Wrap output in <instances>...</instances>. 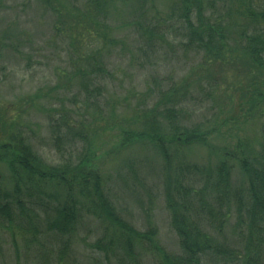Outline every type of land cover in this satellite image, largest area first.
I'll list each match as a JSON object with an SVG mask.
<instances>
[{"label": "rangeland", "instance_id": "obj_1", "mask_svg": "<svg viewBox=\"0 0 264 264\" xmlns=\"http://www.w3.org/2000/svg\"><path fill=\"white\" fill-rule=\"evenodd\" d=\"M203 1L206 15L227 17L233 32L242 23V0ZM252 1L257 7L263 3ZM93 2L0 0V145L23 138L50 167L67 164L74 169L92 156L118 215L139 231L154 225L158 244L169 254L179 255V241L166 205L170 183L165 165L144 145H123L124 132L142 130L140 114L158 106L163 94L175 84L181 90L189 88L193 95L187 99V116L183 115L187 125H197L211 134L207 145L186 153V159L204 175L218 154L233 150L240 140L249 141L259 153L264 118L260 109L252 110L251 96L255 88L264 90V71L261 74L244 67L235 58L238 53L225 65L216 66L206 65V55L194 48L184 51L169 42L159 43L157 51H143L137 29L130 24L138 12L137 3L111 0L100 10ZM171 4L172 0H150L145 5L154 16L167 14ZM161 30V35L165 34ZM96 50L101 52L106 70L102 76L94 71V59H85ZM97 75L98 81L93 79ZM210 78L218 88L208 100L202 92H212L213 83L207 81ZM92 88L100 93L93 90L88 96ZM170 104L163 101L164 108ZM161 123L166 126L164 120ZM205 178L198 175V180ZM242 181L236 169L232 178L235 191ZM12 189L11 174L0 162V190L6 193ZM42 197L44 201L39 202L48 201ZM210 204L217 209L216 202L210 200ZM33 208L37 217L31 214L32 225L27 220L8 229V224L0 221V264H107L103 253L91 247L104 238L101 223L81 216L70 251L62 258L59 238L47 232L51 212ZM204 211L208 222L205 231L212 234L217 245L236 253L229 258L212 254L203 258V264H242L238 253L245 252L249 240L242 208L231 206L229 223L222 229L217 211L215 216ZM252 239L254 246L261 243L259 240L264 243V233L254 234ZM41 251L46 252V259ZM142 264L155 261L146 255Z\"/></svg>", "mask_w": 264, "mask_h": 264}, {"label": "trees", "instance_id": "obj_2", "mask_svg": "<svg viewBox=\"0 0 264 264\" xmlns=\"http://www.w3.org/2000/svg\"><path fill=\"white\" fill-rule=\"evenodd\" d=\"M45 1L49 3L52 0ZM124 1L137 3L139 13L130 24L137 29L143 51L147 49L150 52L152 48L157 51L159 43L169 42L184 51L194 48L197 53L206 55V65L216 66L225 65L234 53H238L235 58L240 59L244 67L261 74L264 71V0H261L263 3L260 7L252 0H242L241 15L244 17L242 23L236 25L235 32L226 21L227 17L207 16L203 0H172L167 14L156 13L154 16L145 5L150 0ZM110 2L94 0L93 5L101 10L105 3ZM161 29L166 31L165 34L161 35ZM100 55L101 52L96 50L85 59H94V71L102 76L106 70ZM99 77L97 75L93 79L98 81ZM207 81L213 83L212 92L202 93L205 99L211 100L218 84L211 78ZM185 83L188 84V81ZM93 90L88 91L87 95L90 96ZM94 91L100 93L98 89ZM189 96H193L189 88L181 90L173 84L163 94L158 106L140 114L144 119L142 130H130L123 135V145H144L165 165V174L170 183L166 205L181 254L171 255L158 244V232L154 225H150L145 232L139 231L118 215L105 192L102 174L91 161L92 156L81 160L74 169L67 164L50 167L23 138L0 145V162L6 164L13 188L6 193L0 190V221L8 224V229L15 222L28 220L27 223L32 225L33 207L45 208L52 215L47 223V232L59 238V254L64 258L70 251L71 238L79 219L86 215L105 228L104 238L91 247L103 253L107 264H142L146 255H151L155 264H203L206 256L220 254L222 258H229L236 253L228 251L226 246L217 245L212 234L205 231L204 226L208 222L204 210H208L212 216L217 211L221 218L218 225L222 229L229 223L231 206L236 204L245 213L243 218L246 217L244 220L248 221V236L251 237L247 236L249 240L245 252L238 253V256L242 264H264V243L259 240L261 243L254 246L252 239L254 234L264 233V140L260 143L259 153L247 140L238 141L233 150L224 149L222 154L217 155V161L211 167H206L204 175L196 164L186 159L189 149L207 145L211 135L197 125H187L183 115L187 116L185 109ZM166 100L171 103L168 108L163 105ZM251 104L252 110L260 109L264 118V90L253 89ZM161 120L165 121V127ZM262 130L264 134V123ZM236 169L243 180L239 191H235L232 185ZM198 175L206 178L198 180ZM202 181H205L203 186L200 185ZM42 196L48 198L44 204L39 202L43 200ZM210 200L217 203V209L211 206ZM36 234L37 230H34V237ZM45 253L41 251L44 259L47 258Z\"/></svg>", "mask_w": 264, "mask_h": 264}]
</instances>
